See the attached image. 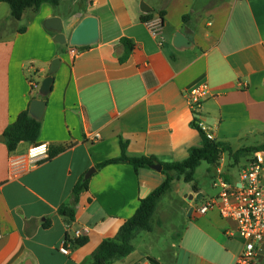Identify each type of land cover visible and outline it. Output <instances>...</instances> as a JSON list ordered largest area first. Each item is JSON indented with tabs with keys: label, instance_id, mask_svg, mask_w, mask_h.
Segmentation results:
<instances>
[{
	"label": "crops",
	"instance_id": "obj_1",
	"mask_svg": "<svg viewBox=\"0 0 264 264\" xmlns=\"http://www.w3.org/2000/svg\"><path fill=\"white\" fill-rule=\"evenodd\" d=\"M161 15L158 37H152L150 27ZM144 16L151 17L148 24L140 21ZM54 17L63 45L44 27ZM86 17L97 20L98 39L70 46L72 31ZM176 33L189 45L174 47ZM122 38L133 45L124 62ZM54 59L59 64L50 92L40 97ZM200 85L208 94L194 109L187 94ZM34 99L45 102L38 145L48 146V156L64 149L30 164L31 145L21 142L9 152L0 139V264H91L100 243L112 239L153 190L140 179L143 169L127 163L96 169L120 156V143L129 158L179 162L190 148L201 147L192 125L198 122L232 152L264 142V0H61L37 12L26 9L19 21L0 3V137ZM94 134L99 139L92 141ZM92 168L87 190L75 201L74 186ZM216 174L226 175L221 165ZM172 188L154 212L152 230L135 236L132 253L110 264H149L148 258L236 264L244 242L235 223L217 210L200 215L198 208L214 196L197 189L182 200V223L169 221L167 236L158 241L162 248H142L140 241L157 238L168 222L163 199ZM63 207L73 210V220L59 213ZM76 231L87 239L82 246L74 244ZM64 241L67 255L59 251ZM261 246L255 264H264Z\"/></svg>",
	"mask_w": 264,
	"mask_h": 264
},
{
	"label": "trees",
	"instance_id": "obj_2",
	"mask_svg": "<svg viewBox=\"0 0 264 264\" xmlns=\"http://www.w3.org/2000/svg\"><path fill=\"white\" fill-rule=\"evenodd\" d=\"M61 0H0V3H6L10 9V16L19 21L23 12L26 9H32L37 12L42 4H49L52 7L58 6ZM162 15L160 17L159 26H162ZM150 16H144L140 18V21L148 24L150 22ZM185 20V17H183ZM121 43L124 46V55L120 59V62H124L129 57L133 45L131 41L126 38H122ZM197 130L201 140L200 148H190L188 156L185 160L172 163L159 162L157 158L139 157L129 158L125 155V145L120 143V156L105 160L96 165V169H101L108 165L127 163L135 171L140 169H149L154 164H158L162 167L161 174L164 175L163 182L153 189L147 196L140 199L139 205L134 214L127 219L121 227L118 229L116 235L112 239H106L100 243L92 254L91 264H110L121 259H124L133 251L132 241L138 234L142 232H150L152 230L151 220L156 211L162 196L171 189V185L174 181L182 180L184 183H191L194 181V173L197 167L202 162H206L208 165L214 166L220 162L221 156L224 152H228L229 156L233 158L237 163L239 159L245 157H252L255 153L264 151V142L258 146L249 147L232 152L226 148L223 144L210 140L206 137L204 132L197 126L196 123L192 124ZM40 132V121L30 116L29 109L22 111L16 118V120L8 125L2 136L5 138V145L9 152L16 149L19 143L23 142L31 146L38 145L37 139ZM63 147L58 148L52 153H49L48 158H51L58 152L63 151ZM226 182L229 181L226 175H223ZM88 180H82L77 183L72 194L74 200L77 201L79 194L87 190ZM196 190V188L193 186ZM59 213L68 218L74 219L73 210L63 207L58 210ZM67 242V241H65ZM87 242L86 238L75 239L74 244L76 246H82ZM149 264H159L156 260L148 258Z\"/></svg>",
	"mask_w": 264,
	"mask_h": 264
},
{
	"label": "built area",
	"instance_id": "obj_3",
	"mask_svg": "<svg viewBox=\"0 0 264 264\" xmlns=\"http://www.w3.org/2000/svg\"><path fill=\"white\" fill-rule=\"evenodd\" d=\"M159 24H152L150 31L152 37H158ZM207 88L200 85L192 88L187 94V102L190 107L197 108L202 99L207 96ZM206 137L213 140L206 132V127L196 123ZM94 141L99 139V134L89 137ZM44 148L45 151L30 154V150ZM48 157L46 144L31 146L27 150V160L30 164H36ZM16 164L15 162L12 165ZM213 187L219 191L216 196L208 199L198 208L200 215L217 210L223 219L235 223V232L243 240V250L236 264H255L258 258V249L264 243V151L257 152L240 170L235 181L226 182L218 176L213 182ZM76 238L80 237V231L75 232ZM59 251L67 255L66 242L64 241Z\"/></svg>",
	"mask_w": 264,
	"mask_h": 264
},
{
	"label": "rangeland",
	"instance_id": "obj_4",
	"mask_svg": "<svg viewBox=\"0 0 264 264\" xmlns=\"http://www.w3.org/2000/svg\"><path fill=\"white\" fill-rule=\"evenodd\" d=\"M63 7H67V4H63ZM262 142V141H258ZM200 148V147H198ZM188 156V155H187ZM181 159V161L185 160ZM248 157L241 158L238 160L237 163L234 162L233 158H231L228 154V152H224L221 156L220 162L217 163V165L211 166L208 165L206 162H202L199 167H197L195 173H194V181L191 183H184L182 180L174 181L172 185H175V188H172V192L169 195H166L163 199L167 202V208L165 209V218L164 222L165 226L161 227V232L157 233V235H160L156 238L154 237H146V242L144 244V241H140L142 248L147 250L149 252L155 251L158 252L162 246L159 245V240H161L163 237L167 236L169 230H168V223L169 221L172 223L173 226H178L183 221V214L180 213V208L182 205V200L185 199V201H188V197L193 195L194 188L193 186L200 191H203L206 193L207 197L215 196L219 189L213 188L212 184L216 180L218 176H222L219 174H216L217 168L221 165V170L224 174L228 175V178L231 181H235L238 178V174L241 169H243L246 166L245 159ZM245 163V164H244ZM217 166V167H216ZM141 170V169H140ZM141 180L148 179L151 182V185L153 186V189L158 187L164 180V176L160 174L159 172L152 170V169H143L141 170ZM173 202L168 203V202ZM180 205V206H179ZM200 205V202L197 204V206ZM160 207V205H159ZM180 207V208H179ZM145 239V238H144ZM152 239V240H151ZM154 239H157V241Z\"/></svg>",
	"mask_w": 264,
	"mask_h": 264
},
{
	"label": "water",
	"instance_id": "obj_5",
	"mask_svg": "<svg viewBox=\"0 0 264 264\" xmlns=\"http://www.w3.org/2000/svg\"><path fill=\"white\" fill-rule=\"evenodd\" d=\"M141 9L143 12H148L150 9L141 5ZM44 27L48 30L56 31L57 34L54 36L53 40L55 43L64 44L66 42L65 36L61 33V23L60 19L54 17L48 19L44 23ZM98 39V25L97 20L94 17H86L80 21V23L76 26V28L72 31L69 45L70 46H88L94 43ZM173 45L176 48H181L183 46H188V40L181 33H176L173 39ZM59 64V59H54L49 68V76L45 77L40 84L39 87V96L45 97L51 89L53 78L52 74L56 71L57 66ZM45 108V102L43 100L34 99L31 101L29 105V113L30 116L36 120H39L42 116V113ZM1 140H5L4 137H0ZM150 169L161 172L162 167L158 164H154L150 167ZM95 172V169H90L84 179L87 180L92 173ZM262 250H264V245L261 246L259 254H262Z\"/></svg>",
	"mask_w": 264,
	"mask_h": 264
},
{
	"label": "clouds",
	"instance_id": "obj_6",
	"mask_svg": "<svg viewBox=\"0 0 264 264\" xmlns=\"http://www.w3.org/2000/svg\"><path fill=\"white\" fill-rule=\"evenodd\" d=\"M39 149H41V148H39ZM42 149H43V151H40L41 153H43V152L45 151L44 148H42ZM36 150H37V149H36ZM36 150H30V154L34 155L35 152H37Z\"/></svg>",
	"mask_w": 264,
	"mask_h": 264
},
{
	"label": "snow or ice",
	"instance_id": "obj_7",
	"mask_svg": "<svg viewBox=\"0 0 264 264\" xmlns=\"http://www.w3.org/2000/svg\"><path fill=\"white\" fill-rule=\"evenodd\" d=\"M36 151L40 152V151H43V149L42 148L41 149H37Z\"/></svg>",
	"mask_w": 264,
	"mask_h": 264
}]
</instances>
